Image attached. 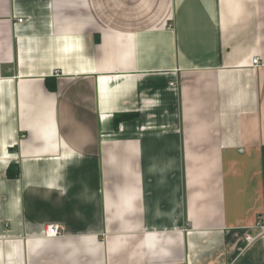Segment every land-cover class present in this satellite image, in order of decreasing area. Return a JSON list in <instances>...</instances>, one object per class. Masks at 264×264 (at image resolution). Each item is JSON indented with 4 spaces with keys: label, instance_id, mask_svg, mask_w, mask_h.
<instances>
[{
    "label": "crops",
    "instance_id": "obj_1",
    "mask_svg": "<svg viewBox=\"0 0 264 264\" xmlns=\"http://www.w3.org/2000/svg\"><path fill=\"white\" fill-rule=\"evenodd\" d=\"M263 147L264 0H0V264H264Z\"/></svg>",
    "mask_w": 264,
    "mask_h": 264
},
{
    "label": "built area",
    "instance_id": "obj_2",
    "mask_svg": "<svg viewBox=\"0 0 264 264\" xmlns=\"http://www.w3.org/2000/svg\"><path fill=\"white\" fill-rule=\"evenodd\" d=\"M252 63L254 65H257L258 64V60L257 59H253ZM61 231H62V227H60L58 225H50L46 229V236L55 237V236H58L59 233H61ZM247 231H248V233H247V235L245 237V240H246L248 245L253 243L256 239L264 237V219L263 220H258L256 223H254L253 225L249 226L247 228Z\"/></svg>",
    "mask_w": 264,
    "mask_h": 264
},
{
    "label": "trees",
    "instance_id": "obj_3",
    "mask_svg": "<svg viewBox=\"0 0 264 264\" xmlns=\"http://www.w3.org/2000/svg\"><path fill=\"white\" fill-rule=\"evenodd\" d=\"M122 116H116V120L121 119ZM262 174H263V183H264V147L262 148Z\"/></svg>",
    "mask_w": 264,
    "mask_h": 264
}]
</instances>
